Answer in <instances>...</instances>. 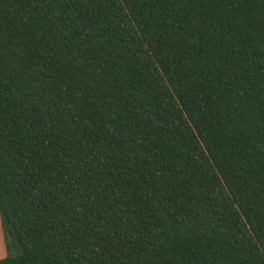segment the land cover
Here are the masks:
<instances>
[{
    "label": "trees",
    "instance_id": "16d2710c",
    "mask_svg": "<svg viewBox=\"0 0 264 264\" xmlns=\"http://www.w3.org/2000/svg\"><path fill=\"white\" fill-rule=\"evenodd\" d=\"M0 264H264V0H0Z\"/></svg>",
    "mask_w": 264,
    "mask_h": 264
},
{
    "label": "crops",
    "instance_id": "0c3cea01",
    "mask_svg": "<svg viewBox=\"0 0 264 264\" xmlns=\"http://www.w3.org/2000/svg\"><path fill=\"white\" fill-rule=\"evenodd\" d=\"M6 254L5 252V245H4V237L0 233V258L4 257Z\"/></svg>",
    "mask_w": 264,
    "mask_h": 264
},
{
    "label": "rangeland",
    "instance_id": "374dc122",
    "mask_svg": "<svg viewBox=\"0 0 264 264\" xmlns=\"http://www.w3.org/2000/svg\"><path fill=\"white\" fill-rule=\"evenodd\" d=\"M0 233H1L2 235H4L3 230H2V227H1V223H0Z\"/></svg>",
    "mask_w": 264,
    "mask_h": 264
}]
</instances>
